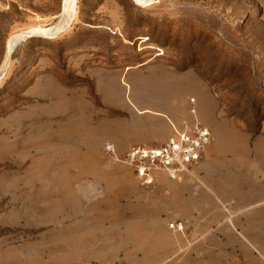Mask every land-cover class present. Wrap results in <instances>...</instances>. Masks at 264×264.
<instances>
[{
	"label": "rangeland",
	"instance_id": "obj_1",
	"mask_svg": "<svg viewBox=\"0 0 264 264\" xmlns=\"http://www.w3.org/2000/svg\"><path fill=\"white\" fill-rule=\"evenodd\" d=\"M214 97L264 135V0H0V264H71L92 187L139 185L132 144L206 126ZM98 227L109 253L127 233Z\"/></svg>",
	"mask_w": 264,
	"mask_h": 264
},
{
	"label": "crops",
	"instance_id": "obj_2",
	"mask_svg": "<svg viewBox=\"0 0 264 264\" xmlns=\"http://www.w3.org/2000/svg\"><path fill=\"white\" fill-rule=\"evenodd\" d=\"M214 103V119L206 122L213 141L184 180L160 174L155 186L143 187L132 172L134 187H92L110 195L109 201L106 208L103 200L96 201L95 230L88 228L85 235L81 223L70 236L71 264H264V135L219 117L217 97ZM169 135L132 147L161 144ZM110 209L113 224H127L112 253L105 252L104 236L98 235V220ZM178 222L183 232L169 226Z\"/></svg>",
	"mask_w": 264,
	"mask_h": 264
},
{
	"label": "built area",
	"instance_id": "obj_3",
	"mask_svg": "<svg viewBox=\"0 0 264 264\" xmlns=\"http://www.w3.org/2000/svg\"><path fill=\"white\" fill-rule=\"evenodd\" d=\"M190 103L195 105V99L192 98ZM191 111L195 113V108ZM212 141L211 129L197 121L182 129L176 128L164 143L130 148L125 161L143 187L155 186L160 174L171 181H182L203 160ZM107 149L113 151L112 146ZM169 226L179 232L184 231L181 222Z\"/></svg>",
	"mask_w": 264,
	"mask_h": 264
}]
</instances>
